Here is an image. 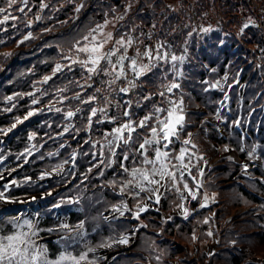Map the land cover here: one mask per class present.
<instances>
[{"label": "trees", "instance_id": "16d2710c", "mask_svg": "<svg viewBox=\"0 0 264 264\" xmlns=\"http://www.w3.org/2000/svg\"><path fill=\"white\" fill-rule=\"evenodd\" d=\"M80 5L83 7L76 11ZM0 7L7 8V0H0ZM20 7H24V12L18 11ZM8 13L9 19L0 23V129L16 123V117L23 120L29 110L35 111L18 123L8 137H0V171L33 152L28 164L12 177L8 195L45 191L78 172L66 188L36 198L30 204L32 215L21 212L19 223L31 221L37 234L54 229L65 232L59 238L42 242L49 249L50 258H58L65 247L78 256L116 238L133 222L129 218L106 219L103 215V209L124 199L120 184L113 188L109 182H122L127 174L120 168V150L111 157L105 147L103 134L115 125L108 121L96 123L97 118H93L91 129H86L89 105L81 100L100 89L96 94L101 99L92 106H107L110 117H121L126 102L131 101L133 119H139L153 104L166 106V98L159 95L164 91L161 84L175 79L180 89L166 96L176 99L183 93L187 114L184 131L191 133L196 145L192 151L203 157L199 162L192 161L196 179L185 175L196 190V199L189 203L187 218L176 211L170 214L181 200L174 189L165 190L160 208H148L135 219L139 233L133 249L117 253L109 264H264V0H28L27 7L17 0ZM37 16L41 19L36 20ZM105 21H109L105 32L113 33L114 39L121 35L134 37L140 52L145 46L155 48L164 42L170 45L171 53L186 55L181 68L183 76L169 74L166 80L162 79V72L168 70V65H164L140 78L138 86L125 94L118 89L127 87V81H117L115 90H110L101 81L111 77L104 76L87 80L92 88H81L88 73L79 65H72L71 71L65 68L43 83L45 76H52L57 63H71L64 57L76 55L75 41ZM246 23L249 27L241 32ZM29 33L32 38L25 40ZM113 46L114 42L109 43L105 50ZM4 54L11 55L5 58ZM133 54L129 49L128 55ZM217 82L219 86L213 87ZM62 88L67 91H58ZM17 93L23 95L16 96ZM28 93H35L39 103L32 104L33 97ZM77 93L81 100L73 99ZM147 95H151L150 100L143 99ZM9 96L15 99L10 102L6 99ZM61 97L66 99L61 102ZM104 97L111 103L105 105ZM200 106L204 110L198 109ZM7 108L11 111H5ZM56 108L62 111L57 112ZM77 108L81 112L75 117H65L66 111ZM207 116L220 121L224 135ZM66 127L68 131H64ZM33 133L35 138L30 140ZM184 138L182 134L181 141ZM182 146L175 141L169 148L177 154ZM229 147L254 165L245 171L243 163L224 154ZM74 154L75 164L62 177L35 179L46 169L71 161ZM255 156L261 157L260 165L252 160ZM110 159L114 163L109 167L106 165ZM124 163L133 166L130 161ZM198 163L203 164V176ZM6 185L1 189L5 190ZM205 195L208 200L201 207ZM145 196L146 193L132 195L134 209ZM21 208L24 206L0 211V222L14 218ZM81 222L83 235L79 236L75 226ZM65 223L73 229L71 233L61 230ZM15 230L5 224L6 232ZM23 230L29 231L26 226ZM193 234L197 239H192ZM71 238L78 242L72 243ZM99 258L96 252H88L89 260Z\"/></svg>", "mask_w": 264, "mask_h": 264}, {"label": "snow or ice", "instance_id": "6c2138e0", "mask_svg": "<svg viewBox=\"0 0 264 264\" xmlns=\"http://www.w3.org/2000/svg\"><path fill=\"white\" fill-rule=\"evenodd\" d=\"M23 5L27 7L28 0H22ZM17 3V0H7V8L0 7V14L3 15V23L9 19L10 13L8 9L12 8L13 5ZM47 7V5H43ZM83 5H80L76 11H80ZM20 12H24V7L18 9ZM123 17H120L122 19ZM16 19V17H12ZM41 17L37 16L36 20H40ZM109 21H105L104 24H97L94 28H91L87 34L82 37V40H76L73 44V50L76 53L75 56L68 55L64 59L69 60L71 63L68 65L57 63L53 69L52 76H45L43 83H47L53 78L57 73L63 72L65 68L69 71L72 70V65H79L83 70L88 73L86 78V83L80 85L81 88H92L93 85L87 83V80H92L94 77H111V79L103 80L101 83L107 85L108 89H113V85L117 81L125 80L127 81V87H120L118 91L120 93H129L135 89L138 84L137 81L142 77H146L149 73H152L154 69H163L164 65H168L167 72H162V79L166 80L167 76L171 74L173 77H182L183 72L181 68L186 60V55H176L171 53L170 45L164 42H160L155 48L145 46V50L140 52L136 47V40L130 35H121L119 39H114L113 33L105 32L104 29ZM250 23H252L250 21ZM249 27V23L243 25L241 32ZM205 32L209 29H204ZM31 33L25 36V40L30 39ZM114 46L108 50L106 45L113 43ZM3 43V41H0ZM23 43V41H21ZM129 49H132L134 54L128 55ZM186 51V50H185ZM11 54H4L7 58ZM81 56L83 58H81ZM129 73H131L132 78L129 79ZM227 79V77H225ZM219 86V82L213 87ZM161 87L164 91H161L159 95L166 98V106L161 104H153L150 111L146 112L142 118L133 119V112L130 110L132 108L131 101L126 102V107L122 112L121 117L109 116L107 106L97 107L92 106L98 100L101 99L96 93L100 92V89H94L92 94L83 100H81V95L77 93L73 99L81 100L82 103L89 105L88 115L86 116L87 125L86 129H91L93 124V118L96 123H102L108 121L115 125L110 132L104 133V139L106 141L105 147L110 153L111 157L117 156V149L120 150L121 163L120 168L122 173L127 174V177L122 181L118 182L116 180L110 181L109 183L113 188L120 184L119 192L121 194L129 193L134 197H139L141 193H149L147 199H155L156 203L160 202L161 189L169 190L174 189L179 193V198L181 201L188 200L189 196L192 199H196V192L189 187L188 182L185 180V175L191 176V167H195L192 163L193 159L197 162L203 160L202 156H197L196 152L192 151L196 148V145L192 143L191 133H185V127L187 124V114L185 111V101L183 93L179 95L178 98L173 99L170 96H166V93H173L174 89H180L181 85L175 82V79L168 81L167 83H162ZM60 92L67 91L66 88L59 89ZM23 94L17 93L16 96H21ZM32 96V104L39 103L38 98H36L35 93H28ZM8 101H13L14 96H9L6 98ZM66 99V97H61V102ZM144 100H150L151 95L143 97ZM227 99V97H225ZM103 102L105 105L111 102L104 97ZM223 104V101H221ZM137 106H140L139 101H137ZM12 107H15L13 104ZM5 111H11V108L5 109ZM55 111L61 112L62 109L56 108ZM81 109L77 108L75 111L68 110L64 113L67 119L75 117ZM35 111L30 110L23 120H27L30 116L34 115ZM217 119H220L217 115ZM20 117H16V123H13L11 128L0 129V132L7 134L11 132L12 129L16 127L18 123H23ZM117 120L120 122L117 123ZM66 127L64 131H68ZM184 138L181 141V135ZM35 133L29 137V139H34ZM175 141H180L182 146L177 154L169 148L173 145ZM227 150V149H226ZM101 155H103V149L101 150ZM187 158V163L185 162ZM231 159V157H229ZM125 161H130L132 167L125 165ZM103 163V161H101ZM114 163L113 160H109L108 165ZM207 162L205 161V164ZM62 165H58V169H62ZM91 171V169H89ZM245 171H247V166H245ZM199 174L203 176V170H199ZM100 175H103L101 172ZM193 180L196 177H192ZM199 186V185H198ZM181 187L184 191H181ZM187 193V195L185 194ZM6 199L3 192H0V200ZM208 200L207 195L204 196V204L201 207L206 206ZM59 207V205H57ZM138 211L135 213L136 217H139L140 212L147 210V205L142 203L137 204ZM181 214L185 218L189 215V210L184 206L182 202L179 205ZM120 215L124 214L125 210L128 209L126 202H122V205L115 206L113 209ZM171 219V217H169ZM20 217H14L7 221L0 222V264H66V262H71V264H82V262L87 261V264H94L93 261L88 259V252L95 251L93 248H88L86 252L80 253L78 256L72 255L67 251L65 247L58 258H50L49 249L37 242V232L35 230V225L29 221L24 220L21 224L19 223ZM208 221L205 220V223ZM5 224L12 225L16 230L6 232ZM27 227L29 231H24V227ZM77 235L82 236L80 230L83 229V222L75 226ZM61 230H67L71 233L73 229L69 227L68 224L61 225ZM209 236L212 235L211 232L207 233ZM62 239H69L68 237H62ZM72 243H77L74 238ZM192 239L195 240L197 237L193 234ZM129 238L127 236H120L118 238H110L109 241L101 243L100 247H111L113 243L127 244ZM160 257H157L159 260Z\"/></svg>", "mask_w": 264, "mask_h": 264}, {"label": "rangeland", "instance_id": "374dc122", "mask_svg": "<svg viewBox=\"0 0 264 264\" xmlns=\"http://www.w3.org/2000/svg\"><path fill=\"white\" fill-rule=\"evenodd\" d=\"M9 179H10V178H8L7 180H9ZM7 180L1 182L0 185L3 184V183H5ZM185 194H187V193H185ZM190 199H191V197H190ZM10 202H11V201H8V202H6L5 204H6V205H9ZM128 209L130 210V207H129V206H128ZM129 210H125L124 212L129 211ZM82 264H87V261L82 262Z\"/></svg>", "mask_w": 264, "mask_h": 264}]
</instances>
